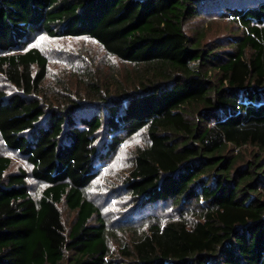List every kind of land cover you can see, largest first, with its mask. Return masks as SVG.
<instances>
[{"label":"trees","instance_id":"obj_1","mask_svg":"<svg viewBox=\"0 0 264 264\" xmlns=\"http://www.w3.org/2000/svg\"><path fill=\"white\" fill-rule=\"evenodd\" d=\"M218 10L238 32L207 42V25L188 32ZM42 32L92 38L145 79L46 104L49 58L20 51ZM2 77L17 90L0 89V135L46 187L33 197L28 173L0 155V264H264V0H0ZM143 129L150 142L125 181L135 213L168 200L181 212L151 223L123 262L86 190ZM62 202L76 213L70 229Z\"/></svg>","mask_w":264,"mask_h":264},{"label":"rangeland","instance_id":"obj_2","mask_svg":"<svg viewBox=\"0 0 264 264\" xmlns=\"http://www.w3.org/2000/svg\"><path fill=\"white\" fill-rule=\"evenodd\" d=\"M218 12L219 10L207 12L206 20L198 19L192 22V27L187 24L188 32L193 35L203 28V24L207 25L205 26L207 28L205 42H207L223 40L228 35L239 31L234 27V21ZM34 46L49 58V70L40 95L46 104L49 102L65 104L70 98L82 101L95 94L92 88L95 83L100 85L104 93L102 97L104 95L118 96L125 90L129 91L140 85L145 79V73L144 77H140L141 72L134 64L126 63L108 54L98 42L89 37H49L45 32L37 33L32 36L27 47L20 51ZM0 89L8 93L17 90L16 86L4 77L1 78ZM102 138V136L99 137L97 143H100ZM149 142L147 129L126 138L111 157L98 165L99 174L86 190L88 198L100 209L106 223L110 253L118 258V261H125L126 256L122 250L126 247L130 248L134 240L147 233L151 223L155 221L164 223L177 218L181 212V209L168 200L144 206L135 213L138 200L126 188L125 181L133 169L136 153ZM242 150L247 158H250L254 151L251 147ZM0 155L12 158L9 172L23 169L28 173L29 192L38 199L46 183L31 176L32 165L25 157L10 150L1 135ZM59 208L66 229H70L76 213L71 211L64 202L59 204ZM95 220L96 217L93 221Z\"/></svg>","mask_w":264,"mask_h":264}]
</instances>
